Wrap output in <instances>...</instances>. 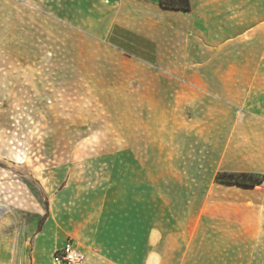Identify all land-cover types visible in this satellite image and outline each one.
Returning a JSON list of instances; mask_svg holds the SVG:
<instances>
[{"label": "rangeland", "instance_id": "obj_1", "mask_svg": "<svg viewBox=\"0 0 264 264\" xmlns=\"http://www.w3.org/2000/svg\"><path fill=\"white\" fill-rule=\"evenodd\" d=\"M14 64L0 54V172H8L0 173V200L15 207L2 235L15 234L25 248L10 264H54L69 236L126 264H264V178L253 187L216 178L222 170L264 176L263 128L203 164L200 148L182 144L176 162L179 149L164 145L162 157L170 149L171 164L185 166L158 167L154 184L148 168L135 166L133 139L120 133L121 89L93 87L103 74L68 62L30 72ZM10 176L28 193L26 206L5 197Z\"/></svg>", "mask_w": 264, "mask_h": 264}, {"label": "crops", "instance_id": "obj_2", "mask_svg": "<svg viewBox=\"0 0 264 264\" xmlns=\"http://www.w3.org/2000/svg\"><path fill=\"white\" fill-rule=\"evenodd\" d=\"M189 1L182 10L159 0H0V54L28 72L68 62L102 73L92 86L121 89L120 133L133 139L135 166L148 168L155 184L158 167L185 166L171 164L170 149L162 157L164 145L179 149L176 162L182 144L200 148L203 164L222 149H239L236 137L264 129V0ZM147 116L154 132L138 122ZM161 239L154 233V242ZM74 243L85 252L81 264H126L111 251Z\"/></svg>", "mask_w": 264, "mask_h": 264}, {"label": "bare ground", "instance_id": "obj_3", "mask_svg": "<svg viewBox=\"0 0 264 264\" xmlns=\"http://www.w3.org/2000/svg\"><path fill=\"white\" fill-rule=\"evenodd\" d=\"M13 153V157L15 158V160H22V158H24V162L25 159H27V156L24 155V153H22L21 155L16 152ZM1 173H4L5 175V173L8 172L2 171ZM9 178L11 179L10 182L5 181L7 184L5 197L7 199H13V202L17 203L20 206H26V204L28 203L27 201L29 200L28 193L19 185L14 186L15 183L13 181V177L10 176ZM5 202L0 200V264H10L14 257L21 256L23 254V250H25V248L19 242V237L15 234L13 235L10 233H5V235H2L5 227L10 221V216L12 215L15 208L9 202Z\"/></svg>", "mask_w": 264, "mask_h": 264}, {"label": "trees", "instance_id": "obj_4", "mask_svg": "<svg viewBox=\"0 0 264 264\" xmlns=\"http://www.w3.org/2000/svg\"><path fill=\"white\" fill-rule=\"evenodd\" d=\"M159 3L163 7L167 8H176L182 10L190 9V1L189 0H159ZM264 176L258 177L251 173H233V172H220L217 175V179L227 183H236L245 186H255L258 184ZM42 220L37 222V227L40 228Z\"/></svg>", "mask_w": 264, "mask_h": 264}, {"label": "built area", "instance_id": "obj_5", "mask_svg": "<svg viewBox=\"0 0 264 264\" xmlns=\"http://www.w3.org/2000/svg\"><path fill=\"white\" fill-rule=\"evenodd\" d=\"M110 3L113 0H103ZM86 255L73 241L72 238L66 239L64 244L55 251L54 264H81L85 261Z\"/></svg>", "mask_w": 264, "mask_h": 264}]
</instances>
